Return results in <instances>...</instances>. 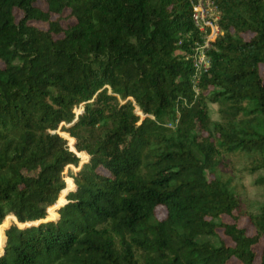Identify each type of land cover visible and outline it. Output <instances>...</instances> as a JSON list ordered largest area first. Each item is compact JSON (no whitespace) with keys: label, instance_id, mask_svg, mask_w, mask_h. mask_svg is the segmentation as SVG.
Returning <instances> with one entry per match:
<instances>
[{"label":"trees","instance_id":"trees-1","mask_svg":"<svg viewBox=\"0 0 264 264\" xmlns=\"http://www.w3.org/2000/svg\"><path fill=\"white\" fill-rule=\"evenodd\" d=\"M215 2L196 94L187 0H0V264H264V0Z\"/></svg>","mask_w":264,"mask_h":264},{"label":"built area","instance_id":"built-area-1","mask_svg":"<svg viewBox=\"0 0 264 264\" xmlns=\"http://www.w3.org/2000/svg\"><path fill=\"white\" fill-rule=\"evenodd\" d=\"M187 1L192 7V23L198 37L190 45L185 59L191 63V87L193 92L198 94L201 77L211 66L215 41L223 34L220 25L221 13L215 0Z\"/></svg>","mask_w":264,"mask_h":264},{"label":"rangeland","instance_id":"rangeland-1","mask_svg":"<svg viewBox=\"0 0 264 264\" xmlns=\"http://www.w3.org/2000/svg\"><path fill=\"white\" fill-rule=\"evenodd\" d=\"M42 7H44L43 3H40ZM209 111H210V117L213 121L218 120V114H217V106L216 105H209ZM82 111V107H80L77 110V113H80ZM59 132V131H57ZM62 136L67 137V135L62 134ZM71 141V139H68ZM82 158H85L84 155H80ZM227 160V159H226ZM225 160V161H226ZM72 172H74V167L70 166ZM70 171V172H71ZM221 174H223L224 177L231 178L232 185L235 186V190L238 193V196L241 201V205L243 208L250 210V211H256L263 203H264V185L257 184V180L260 177L264 176V170L256 172L254 174H248L246 170H244L243 163L227 161L223 162L220 167ZM66 169L64 171V180L65 182L71 184L72 180L66 175ZM50 215L53 216V212L49 211ZM158 214L160 217L164 215L163 209L160 208L158 211ZM241 225L245 226L249 234H253L252 227L247 223L245 219L241 220ZM201 240L210 241L211 243H215L214 238H202ZM264 247V239H262L261 244L259 246V252ZM229 264H240L238 261L232 260L229 262Z\"/></svg>","mask_w":264,"mask_h":264}]
</instances>
